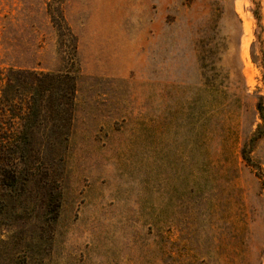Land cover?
Listing matches in <instances>:
<instances>
[{
    "label": "rangeland",
    "instance_id": "rangeland-1",
    "mask_svg": "<svg viewBox=\"0 0 264 264\" xmlns=\"http://www.w3.org/2000/svg\"><path fill=\"white\" fill-rule=\"evenodd\" d=\"M9 69L76 89L63 149L0 150V264H264V0H0Z\"/></svg>",
    "mask_w": 264,
    "mask_h": 264
},
{
    "label": "trees",
    "instance_id": "trees-1",
    "mask_svg": "<svg viewBox=\"0 0 264 264\" xmlns=\"http://www.w3.org/2000/svg\"><path fill=\"white\" fill-rule=\"evenodd\" d=\"M53 17V22L65 34L66 39L71 41L73 33L66 25L63 17ZM76 47V46H75ZM2 78V77H0ZM5 78L3 91L8 94L18 92L20 89L28 93L25 97L23 125L25 136L19 139L14 147L2 144L1 151H18L25 153H44L46 150L57 151L63 149L58 139L65 137L69 132L71 112L73 107L74 94L76 89V76L70 70L61 69L56 72L29 71L9 69ZM9 97V96H8ZM5 107L12 106V98H6ZM12 102V103H10ZM23 108V107H22ZM258 110L262 123L259 125L257 136L264 135V105L259 103ZM45 138L49 145H35L32 139L33 133L46 132ZM35 134V135H37ZM34 135V136H35ZM33 136V137H34ZM57 136V137H56ZM52 143V144H50ZM59 144V145H58Z\"/></svg>",
    "mask_w": 264,
    "mask_h": 264
}]
</instances>
